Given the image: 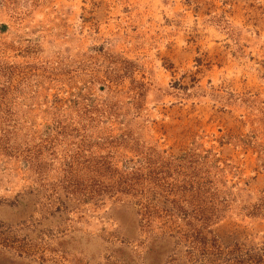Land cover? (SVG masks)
Segmentation results:
<instances>
[{
    "label": "rangeland",
    "instance_id": "obj_1",
    "mask_svg": "<svg viewBox=\"0 0 264 264\" xmlns=\"http://www.w3.org/2000/svg\"><path fill=\"white\" fill-rule=\"evenodd\" d=\"M0 264H264V0H0Z\"/></svg>",
    "mask_w": 264,
    "mask_h": 264
}]
</instances>
